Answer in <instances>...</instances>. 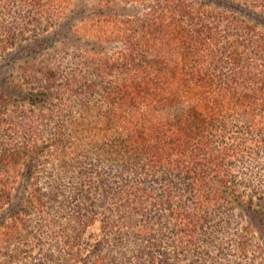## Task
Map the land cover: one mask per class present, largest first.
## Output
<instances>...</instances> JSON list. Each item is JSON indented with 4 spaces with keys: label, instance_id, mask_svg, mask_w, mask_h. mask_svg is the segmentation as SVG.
Instances as JSON below:
<instances>
[{
    "label": "trees",
    "instance_id": "16d2710c",
    "mask_svg": "<svg viewBox=\"0 0 264 264\" xmlns=\"http://www.w3.org/2000/svg\"><path fill=\"white\" fill-rule=\"evenodd\" d=\"M120 2L143 11H119ZM13 14L23 26L48 20L51 36L35 29L25 37L35 44L22 45ZM10 48L0 62V264H264L255 161L264 147V0H0V57ZM67 48L75 66L64 65ZM24 58V70L36 60L35 73L15 82L5 71ZM81 112L95 123L76 135L80 120L70 117ZM231 125L260 137L248 146ZM38 153L74 177L49 176L45 191L39 174L18 171ZM54 203L76 205L77 237ZM98 222L103 239L82 242Z\"/></svg>",
    "mask_w": 264,
    "mask_h": 264
},
{
    "label": "rangeland",
    "instance_id": "374dc122",
    "mask_svg": "<svg viewBox=\"0 0 264 264\" xmlns=\"http://www.w3.org/2000/svg\"><path fill=\"white\" fill-rule=\"evenodd\" d=\"M116 9H118L119 11H123L124 10L126 13L135 14V13H141L143 11V6L141 4H134V3L125 5L123 2L122 3L120 2L119 5L116 6ZM13 15H15L14 21L16 22L15 27H16V34H18V37H17L18 39L22 38V37H23V39H25V37H27V36L32 37L34 35L33 32H34L35 29H36L37 34H39V37H37L39 39H43V38L48 39L51 36L49 34H47V35L43 34V29L46 28L48 20H44L43 22H40V23H35V22H32L30 20V24H28L27 26H23L22 25L23 22L21 21V19H17L16 14H13ZM78 32L83 33V34L87 33L85 31V29H83V28L78 29ZM27 41H29V40H26V41L22 42L21 44L22 45H26V44H28ZM35 42H36L35 40L29 41V44L32 45V44H35ZM89 47L93 49V53L98 51V50H95V48H93L94 47L93 45H91V46L89 45ZM117 47H118V44L111 45V47H110L111 49H109V52L110 53L113 52ZM67 49H68L67 51H69L70 54L66 57V59L64 61V65L67 67L66 62H72V66L73 65L75 66V61H77V59L75 58L76 51L73 48H67ZM14 50H15V48H10L8 51L4 52L2 57H0V62L5 61L6 59L8 60L9 58H11L12 56H10V55H12V53H15ZM65 50H66V48H65ZM89 54L92 55L91 52H89ZM26 58H29V57H26ZM11 60H13V59H11ZM24 60H25V58L23 60H17L18 62L9 63L8 64L9 66H7V71H5V72L6 73L8 72V74L11 73L9 75H13V78L15 79V82L21 76H22V79H23L24 76L28 77L29 73H31V74L35 73L36 60L34 62L28 63L29 65L26 67V70H24V68L22 67L23 64H24ZM93 70H94V67H93L92 64H90L88 66V68H87V72L89 73V75H91V76L94 75L93 74ZM20 83H21V81H20ZM36 85H39V84L37 83ZM21 88L22 89L19 90L20 94H22L23 92H24V94H26L29 91V86H22L21 85ZM75 108H76L75 111L82 110V108L79 107V106H77ZM95 109H97V110H99V109L105 110V106H103V108H102V107H100V106L98 107V105H96ZM82 114H84V112H81V114L74 113L70 117V119L71 120H75L76 123L80 120V122L77 123V125H76L77 131L74 132V134H76V135H80V134L83 135L84 134V133H79V131L84 126L86 127V124L93 125L95 123L94 120H93V116L92 115H90L88 118H83ZM101 123H103V122H101ZM232 126L233 125H231V127L229 128L230 131H232V136H235L236 138L240 139L245 144L248 143V146L251 145V141H252L253 138L260 137V134H256V133L252 134L251 131L246 130L245 126H243V128L240 127L241 125L237 126L239 128H236L235 125H234L235 127L232 128ZM2 148L3 147H2V145L0 143V175L3 174V171H4V168H3V165H2V158H3L4 155H6V149L2 150ZM45 156H47V155H45ZM45 156H44V158L46 159L47 157H45ZM65 160H68V159H65ZM246 160H248V158ZM43 161H44L43 157H41L39 155V153H38V158L37 159L32 157V159H30V162L28 163L29 165H27L24 168L19 166L18 167V171L22 172V174H24L25 177H27V175H29L28 174L29 172H30V174L32 173V175L39 174L40 175L39 177H42V178L40 180L38 179V181L41 184V186L43 187V189L45 188V191L49 190V187H48V185H49L48 184V180H50L49 176L55 177V175H57V174L62 175L64 173V177L65 176L67 178L70 177L69 175H71L70 172L73 170V168L64 167L61 170L59 168H56L57 167V162H54V163L53 162H51V163L46 162L45 163ZM255 161H258L260 163V165H262L261 168L263 169V171L261 169H259L257 171V173L260 171L261 174L264 177V147L262 148V151L259 152V158H256ZM32 164H33V167H32ZM36 164H38L39 169H38V167H36ZM40 164H42V167H41ZM9 166H10V164H9ZM242 172H247V171H242V169L239 171V177H241V180H244L246 182L248 180V176H244V175L242 176ZM73 177H74V175L71 176L70 178L72 179ZM252 178L253 179L255 178L254 174H252L251 177H249L250 182L254 181ZM71 182L75 183V180H73ZM246 186H247V188H246V191H245L244 187H246ZM244 187L243 186L240 187L241 192L245 191L246 194L250 195L251 194L250 191L254 190L253 188H255L254 187V182L249 184V185L245 184ZM69 201H70V199H69ZM82 201H83L82 198L77 200L78 203H81ZM58 204L59 203H54L53 204L56 207L55 211H57V215L59 213L61 214V211H62V210H60V205H58ZM75 206L76 205H73L72 203L71 204H64L63 205V211H62V217L60 215H58V216L56 215L57 216L56 219L60 220V223H61L62 227L74 224L73 223V219L71 218V216H72L71 213L75 209ZM71 226H73L74 231H73V229L69 228V233L72 231L71 236L75 238V237H77V231H75V229H77L78 227L76 225H71ZM0 227H1V221H0ZM35 227H36V225H35ZM48 229H50V228H48ZM56 231H59V228H53L52 231L50 229V232H52V233L56 234ZM51 235H53V234H51ZM81 236L82 237H80L81 238L80 240H82V242H84V243H86V242H93L94 243L97 238L103 239L104 235H103L102 229H100V222L96 223L93 227L88 228L86 231H84V233ZM55 237L56 236H54L52 238L53 240H51L50 243H54L55 242V244H56V240L58 238H55ZM52 241H54V242H52ZM3 246L4 245H0L1 251H4L6 249V246H4V249H2ZM15 246L16 247H20L17 244H15ZM22 248H23V246H22ZM34 253L38 254L39 252L35 251ZM130 254H131V252L129 253V256H132ZM23 259L24 258H22V261H23ZM6 260H7L6 257H4L3 255H0V263L5 262ZM128 261H129L128 258H126L125 260L123 258V264H130Z\"/></svg>",
    "mask_w": 264,
    "mask_h": 264
}]
</instances>
